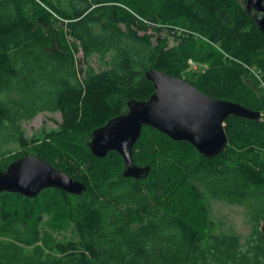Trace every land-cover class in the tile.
Here are the masks:
<instances>
[{
	"label": "trees",
	"instance_id": "16d2710c",
	"mask_svg": "<svg viewBox=\"0 0 264 264\" xmlns=\"http://www.w3.org/2000/svg\"><path fill=\"white\" fill-rule=\"evenodd\" d=\"M151 68L264 111L250 70L264 79V32L243 0H0V170L34 154L87 186L1 192L0 264H264V116L228 117L214 157L145 125L133 149L144 178L124 176L117 151L90 150L94 129L155 92ZM44 111L61 113L60 131L33 142L23 122ZM215 198L246 205L247 241L212 216ZM47 213L77 236L45 238Z\"/></svg>",
	"mask_w": 264,
	"mask_h": 264
},
{
	"label": "water",
	"instance_id": "95a60500",
	"mask_svg": "<svg viewBox=\"0 0 264 264\" xmlns=\"http://www.w3.org/2000/svg\"><path fill=\"white\" fill-rule=\"evenodd\" d=\"M248 13L264 32V0H243ZM155 92L148 100L131 99L128 110L92 132L89 148L104 158L110 151L120 153L125 161L124 176L144 178L150 165H138L133 149L145 125L152 126L177 141H187L207 157L220 154L228 145L225 122L235 116L254 121L262 111L239 102L213 97L181 76L151 68L146 71ZM55 187L72 194H82L86 184L34 154L12 161L0 170V193L14 192L36 197L43 189ZM264 240V225L262 226Z\"/></svg>",
	"mask_w": 264,
	"mask_h": 264
},
{
	"label": "rangeland",
	"instance_id": "374dc122",
	"mask_svg": "<svg viewBox=\"0 0 264 264\" xmlns=\"http://www.w3.org/2000/svg\"><path fill=\"white\" fill-rule=\"evenodd\" d=\"M149 31L152 32V30ZM161 35L167 37L168 44L170 46L179 43V40L175 37V35L168 31L165 27L161 31ZM78 56L82 58V52H80ZM92 63L97 70L104 68V65L99 61L98 56H95L92 59ZM201 68V64L190 62V70H199ZM262 114L264 116V111H262ZM61 121L62 117L60 112L44 111L37 114L33 119L24 121L23 127L28 138H30L33 142H40L47 137L57 134L60 131ZM16 150H19V148H16ZM210 210L212 216L217 221L221 222L222 228L225 231L238 234L244 242L251 237L255 228L252 224V218L248 213L246 205L242 203H231L226 200L215 198L210 201ZM50 218V214H45L44 222L41 226L42 235L45 238L58 240L74 238L77 236L72 223H67L66 221L62 223L61 226L53 227L49 224Z\"/></svg>",
	"mask_w": 264,
	"mask_h": 264
},
{
	"label": "built area",
	"instance_id": "2783aa9c",
	"mask_svg": "<svg viewBox=\"0 0 264 264\" xmlns=\"http://www.w3.org/2000/svg\"><path fill=\"white\" fill-rule=\"evenodd\" d=\"M191 63H194L193 60H190ZM252 71V74L260 81V86L264 89V79H263V73L261 70L257 68H250Z\"/></svg>",
	"mask_w": 264,
	"mask_h": 264
}]
</instances>
